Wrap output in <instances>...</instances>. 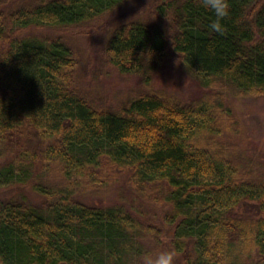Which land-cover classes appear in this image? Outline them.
Returning a JSON list of instances; mask_svg holds the SVG:
<instances>
[{
  "label": "trees",
  "instance_id": "obj_1",
  "mask_svg": "<svg viewBox=\"0 0 264 264\" xmlns=\"http://www.w3.org/2000/svg\"><path fill=\"white\" fill-rule=\"evenodd\" d=\"M130 1L0 0V264H264V167L230 101L264 99V0H229L222 32L201 0L120 21ZM104 27L101 72L138 82L107 101L75 40ZM168 68L201 93L156 88Z\"/></svg>",
  "mask_w": 264,
  "mask_h": 264
},
{
  "label": "rangeland",
  "instance_id": "obj_2",
  "mask_svg": "<svg viewBox=\"0 0 264 264\" xmlns=\"http://www.w3.org/2000/svg\"><path fill=\"white\" fill-rule=\"evenodd\" d=\"M158 1L160 0H131L118 11L119 14L122 15L120 21L145 16L151 2ZM100 29L102 28L97 29L93 35L87 34L75 38L83 56L80 84L82 88L93 93L102 101H107L109 97H113L115 94L126 97L130 91L138 88V85L136 86L138 82L134 81L133 86H128V81L123 80L117 74L113 73L107 76L106 73L101 72V70H105L99 66L96 56L98 55L99 57V48L103 42L107 40L108 30L104 27L103 29L105 31L102 32ZM108 85H112V88ZM154 86L158 89H164L168 92H178L186 96H190L191 94L196 95L197 93L200 94L202 91L195 81L187 77L178 76L172 72L170 68L158 74L154 79ZM230 99L242 122L243 146L246 152L264 167V99L245 96H240L238 98L233 97ZM113 100L116 102L115 99ZM116 185L117 183L114 182L106 186L103 190H93L91 195H89L91 197L90 199L98 203L113 200ZM1 192H4L3 189H0V193ZM28 196L30 200H33L34 194L29 193ZM171 239V236H163V246L167 247L166 241H170ZM162 250L165 249L160 248L158 252ZM177 258H180V256H175V264H183L182 261Z\"/></svg>",
  "mask_w": 264,
  "mask_h": 264
},
{
  "label": "clouds",
  "instance_id": "obj_3",
  "mask_svg": "<svg viewBox=\"0 0 264 264\" xmlns=\"http://www.w3.org/2000/svg\"><path fill=\"white\" fill-rule=\"evenodd\" d=\"M204 7L211 9L215 14V20L211 28L216 32L223 31L222 19L229 15V0H201ZM175 251L162 250L153 256L151 253L145 256L146 264H175Z\"/></svg>",
  "mask_w": 264,
  "mask_h": 264
}]
</instances>
